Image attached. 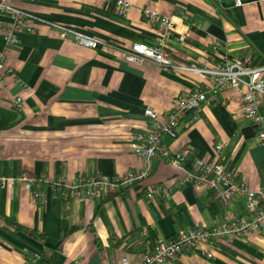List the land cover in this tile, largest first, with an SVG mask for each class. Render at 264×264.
<instances>
[{"label": "crops", "instance_id": "crops-1", "mask_svg": "<svg viewBox=\"0 0 264 264\" xmlns=\"http://www.w3.org/2000/svg\"><path fill=\"white\" fill-rule=\"evenodd\" d=\"M125 1L124 15L105 0L19 2L44 20L106 45L81 46L47 25L19 34L15 46L0 40L9 70L0 82V264H24L28 258L38 264H119L122 258L139 264L155 240L210 227L244 210L242 196L223 208L210 192L176 186L183 171L160 155L149 159L146 178L99 201H62L47 190L58 176L71 181L77 175L112 177L140 169L142 160L128 141L148 125L144 108L162 114L173 97L202 86L190 72L124 60L131 44L152 46L161 38L157 24L142 18L143 8L173 22L165 45L171 64L208 66L243 56L253 65L264 64V0ZM260 77L264 81V71ZM208 95L214 102L202 106L188 128L178 126L173 139L162 136L161 144L171 153L189 147L191 156L209 159L220 143L217 156L235 177H245L251 190L264 186V144L238 113L241 93L225 89ZM20 173L39 178L42 201L30 188L9 182ZM152 186L169 193L148 200L144 192ZM206 250L211 258L183 253L164 264H264L259 234L218 240Z\"/></svg>", "mask_w": 264, "mask_h": 264}, {"label": "built area", "instance_id": "built-area-1", "mask_svg": "<svg viewBox=\"0 0 264 264\" xmlns=\"http://www.w3.org/2000/svg\"><path fill=\"white\" fill-rule=\"evenodd\" d=\"M105 1L112 3L120 15H124L129 7V3L125 0ZM19 2L20 0H0V40L4 46H15L18 35L33 33L35 25L55 28L60 38H71L81 46L95 48L106 45L99 38L63 24L44 20L20 7ZM235 4L239 5L240 2L235 0ZM141 16L157 24L161 29V38L152 46L141 43L131 44L123 51L124 60L133 65L150 61L162 67L187 71L197 76L203 82L202 86H195L173 97L168 110L162 114H158L149 107L144 108L143 115L148 125L142 130L134 131L128 141L129 150L142 160L140 169L112 177L99 174L77 175L71 181L58 176L48 182L47 190L62 201L83 198L99 201L107 194L115 193L121 188L131 187L146 178L149 173V159L160 155L170 166L183 171L184 175L175 182L176 186L189 185L195 191L211 192L223 208L235 196H242L244 210L239 216L221 218L210 227H194L177 233L171 238L155 240L153 246L143 254L139 264H164L176 259L180 254L191 252L211 258V253L206 250V247L212 242L245 238L251 234L264 236V186L251 190L248 188L245 177H235L232 170L227 169L217 156L222 147L220 143L214 145L213 155L209 159L191 156L189 147L171 153L161 144L162 136L173 139L178 126L188 128L198 116L200 108L214 102V97L208 94L225 89L241 93L238 113L254 129L258 142L264 144V112L262 111L264 81L260 77L264 71V64L253 65L247 56L222 58L221 61H214L208 66L171 64V59L165 51V45L173 30V22L170 18L147 8L142 9ZM3 59L4 53L0 50V82L2 76L9 71ZM14 103L19 107L20 99L15 98ZM186 115L189 116L182 119ZM38 181H40L39 178L27 173L9 177L11 184L30 188L32 196L42 201L45 193L36 187ZM168 193V188L152 186L144 192V197L150 200L167 196ZM24 264L38 263L33 258H28ZM119 264L128 263L125 258H122Z\"/></svg>", "mask_w": 264, "mask_h": 264}, {"label": "trees", "instance_id": "trees-1", "mask_svg": "<svg viewBox=\"0 0 264 264\" xmlns=\"http://www.w3.org/2000/svg\"><path fill=\"white\" fill-rule=\"evenodd\" d=\"M210 195L213 196V194L210 192Z\"/></svg>", "mask_w": 264, "mask_h": 264}]
</instances>
